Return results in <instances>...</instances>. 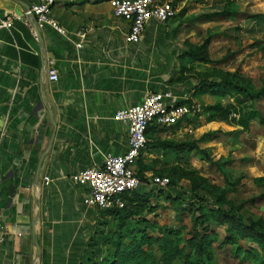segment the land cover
Returning <instances> with one entry per match:
<instances>
[{
  "label": "crops",
  "instance_id": "obj_1",
  "mask_svg": "<svg viewBox=\"0 0 264 264\" xmlns=\"http://www.w3.org/2000/svg\"><path fill=\"white\" fill-rule=\"evenodd\" d=\"M43 1L0 0V19L14 22L0 29V264H79L99 208L85 204L87 191L71 175L128 149L115 113L150 91L197 102L195 86L175 81L185 49L169 22L148 26L134 44L109 0H54L60 34L38 26L31 6ZM197 118L176 125L178 136L194 131Z\"/></svg>",
  "mask_w": 264,
  "mask_h": 264
},
{
  "label": "rangeland",
  "instance_id": "obj_2",
  "mask_svg": "<svg viewBox=\"0 0 264 264\" xmlns=\"http://www.w3.org/2000/svg\"><path fill=\"white\" fill-rule=\"evenodd\" d=\"M172 1H175L178 12L175 18L168 21L171 26L170 31L176 42L184 46L185 51L189 48V44L201 45L208 37H211L209 50L212 63L192 65L187 62L189 69L183 72L185 79L179 84L189 83L197 89L201 81L199 78L202 75L205 78L201 79L219 81L224 75L222 73H238L240 77L243 75L251 78L257 88L262 86L264 80V0ZM231 88L232 86L208 87L203 94L196 95L195 93L194 99L202 105L203 113L197 116L198 121L193 126L194 131L190 130L188 134H184L185 131H183L181 132L183 135L178 136L179 129H165L157 132L155 136V139L162 141L167 139L180 142L198 141V145L207 151L209 159L200 151L189 152L184 159H179L180 155L171 148L166 152L162 148H152L143 159L147 165H150V169L145 170L141 175L144 176V182L163 177L173 178L187 190H191L193 183L197 184L201 187L200 193L205 197H208V192L211 191L208 189L209 185L229 189L228 197L236 203L235 206L244 205L247 211L245 215L264 218V181H257V178L264 177L263 126L257 118L250 121L249 130H245L242 126L233 123L211 120L210 114L213 112L206 110L219 103L223 105L236 103L234 94L228 92ZM253 103L252 106L264 115V97ZM215 162L225 164L229 177ZM179 165L181 167L186 165L185 168L195 170L197 174L207 179L208 183L202 184L198 175H195L194 181L186 177L178 179L173 175V171ZM142 168L139 165V171ZM148 189L150 188L147 186L141 188V190ZM178 189L171 186L167 192L170 196L176 197ZM213 192L217 193L219 190L214 189ZM166 198V194L157 192L156 197H153L151 201L154 205L159 202L162 206L152 213H147V217L161 226L182 228L184 239L191 238L195 229L192 212L177 210V203L171 198L168 203L164 201ZM206 201L209 203L212 199L208 197ZM163 202L169 206L165 204L163 206ZM212 228L219 232L222 241L226 236V226H212ZM199 230L203 231L202 228ZM245 241L242 240L241 244L249 245ZM184 244L185 242L182 245ZM215 245L218 246V243ZM230 248H225L221 255L216 253L212 264H252L250 260L227 255L231 252ZM176 264H182V260Z\"/></svg>",
  "mask_w": 264,
  "mask_h": 264
},
{
  "label": "trees",
  "instance_id": "obj_3",
  "mask_svg": "<svg viewBox=\"0 0 264 264\" xmlns=\"http://www.w3.org/2000/svg\"><path fill=\"white\" fill-rule=\"evenodd\" d=\"M173 3L176 4L175 1ZM210 41L211 37H208L201 45L189 44V48L180 56L181 74L175 80L176 82L185 79L183 72L189 69L187 62L192 65L212 63L209 50ZM222 74L224 75L220 77L219 81L201 79L205 78L202 75L195 93L196 95L203 94L208 87L232 86L228 92L234 94L237 104L223 105L219 103L208 107L206 110L213 112L210 114V119L233 123L249 130L250 121L258 118L264 128V115L255 106H252L253 102L264 97V80L262 86L257 88L251 78L243 75L240 77L238 73ZM244 83L249 84L245 85ZM180 102L193 103L192 99ZM176 125L160 126L156 123L149 125L146 131L147 146L141 151L137 166L138 176L143 181L144 176L141 173L150 169V165H147L143 159L152 148H162L165 152L171 148L180 155L179 159H184L189 152L200 151L209 159L207 151L198 145V141L180 142L173 139L164 141L155 139L157 132L174 129ZM215 164L229 177L225 164L221 162H215ZM139 165L143 167L140 171ZM185 166L179 165L174 168L173 175L178 179L186 177L192 181L195 180V175H198L202 184L208 183V180L197 174L195 170L187 169ZM175 180L170 179L171 184L167 189H157L149 184L147 185L150 188L148 190H141L142 187H140L132 193L126 194L124 196L126 205L123 208L99 209L97 221L79 264H176L181 260L182 264H212L217 247L220 249L231 247L230 255L232 257L235 255V258L250 260L252 264H264L263 217L245 215L244 213L247 211L244 209V205L237 207L236 203L228 197L229 189L209 185L208 189L211 191L207 192L212 202L206 203L208 197L200 193L201 187H198L197 184L193 183L191 190H187ZM257 181H264V177L257 178ZM171 186L175 189L179 188L176 190L178 191L176 197L170 196L167 192ZM214 189L219 192H213ZM157 192L166 194L167 198L164 201L169 202V198L175 201L178 206L177 210L192 212L195 229L191 238L184 239L182 228L161 226L147 217V213H152L161 206L159 202L154 205L151 201L153 197H156ZM212 226H226V236L222 241L219 232L213 230ZM199 228H202L203 231H200ZM156 231L158 232L156 233ZM242 240H246L245 242L249 245L241 244ZM184 242L185 244L182 245ZM216 243L218 246L215 245Z\"/></svg>",
  "mask_w": 264,
  "mask_h": 264
},
{
  "label": "built area",
  "instance_id": "obj_4",
  "mask_svg": "<svg viewBox=\"0 0 264 264\" xmlns=\"http://www.w3.org/2000/svg\"><path fill=\"white\" fill-rule=\"evenodd\" d=\"M115 16L124 18L130 24L128 39L131 43H139L146 28L153 23L164 24L177 15V7L172 0H109ZM54 0L34 3L31 11L36 17L40 28L51 27L60 34H65V28L55 19L52 12ZM14 22L11 18L0 19V29L11 28ZM84 36V33L81 32ZM82 43L79 44V47ZM51 81H58L56 68H49ZM173 90L150 91L142 102L120 109L114 119L127 129L128 149L121 154L108 153L103 162L88 168H83L71 175L75 185L82 186L87 191L84 201L87 206L96 205L101 210L114 207L123 208L126 205L125 195L147 186L148 183L156 188H168L170 178H156L144 182L137 173L138 159L141 151L147 146L146 131L150 124L173 126L197 117L203 112L200 103H181ZM52 179L49 175L43 177V184L50 186Z\"/></svg>",
  "mask_w": 264,
  "mask_h": 264
},
{
  "label": "water",
  "instance_id": "obj_5",
  "mask_svg": "<svg viewBox=\"0 0 264 264\" xmlns=\"http://www.w3.org/2000/svg\"><path fill=\"white\" fill-rule=\"evenodd\" d=\"M51 144H52V142H51ZM35 186L36 187L40 186L39 176L36 177V179H35ZM40 213H41V207L39 206L38 210H37V217L40 216ZM33 239H34V246H35L36 254L39 255V242H38V236H37L36 231H34V233H33Z\"/></svg>",
  "mask_w": 264,
  "mask_h": 264
}]
</instances>
